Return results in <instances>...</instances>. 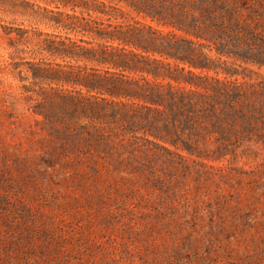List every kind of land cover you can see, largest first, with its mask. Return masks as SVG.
I'll return each instance as SVG.
<instances>
[{
  "label": "rangeland",
  "instance_id": "rangeland-1",
  "mask_svg": "<svg viewBox=\"0 0 264 264\" xmlns=\"http://www.w3.org/2000/svg\"><path fill=\"white\" fill-rule=\"evenodd\" d=\"M25 1L0 0V264H264V66L193 39L247 103L189 153L84 116L61 76L95 68L62 55L82 36Z\"/></svg>",
  "mask_w": 264,
  "mask_h": 264
},
{
  "label": "trees",
  "instance_id": "trees-1",
  "mask_svg": "<svg viewBox=\"0 0 264 264\" xmlns=\"http://www.w3.org/2000/svg\"><path fill=\"white\" fill-rule=\"evenodd\" d=\"M40 1L53 6L33 5L51 14V23L82 36L67 38L63 57L96 65L61 75L81 87L76 93L84 116L125 120L130 130L189 153L185 139L201 122L234 119L247 103L241 83L227 87L192 70L209 68L207 57L191 58L193 39L264 66V0ZM40 72L33 70L34 78Z\"/></svg>",
  "mask_w": 264,
  "mask_h": 264
}]
</instances>
